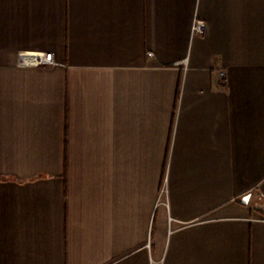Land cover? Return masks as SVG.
Here are the masks:
<instances>
[{
  "label": "crops",
  "instance_id": "1",
  "mask_svg": "<svg viewBox=\"0 0 264 264\" xmlns=\"http://www.w3.org/2000/svg\"><path fill=\"white\" fill-rule=\"evenodd\" d=\"M0 264H264V0H0Z\"/></svg>",
  "mask_w": 264,
  "mask_h": 264
},
{
  "label": "built area",
  "instance_id": "2",
  "mask_svg": "<svg viewBox=\"0 0 264 264\" xmlns=\"http://www.w3.org/2000/svg\"><path fill=\"white\" fill-rule=\"evenodd\" d=\"M206 30V23L203 20L197 19L192 25L193 34H203ZM152 56V53H148ZM19 64L23 66H46L54 64L53 54L51 52H21L18 56ZM242 203L248 204V196H243ZM149 247V242L147 243Z\"/></svg>",
  "mask_w": 264,
  "mask_h": 264
}]
</instances>
